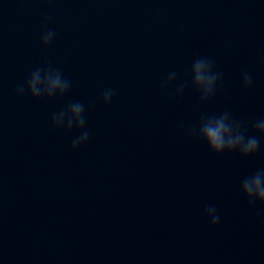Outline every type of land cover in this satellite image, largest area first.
<instances>
[{
    "label": "water",
    "instance_id": "water-1",
    "mask_svg": "<svg viewBox=\"0 0 264 264\" xmlns=\"http://www.w3.org/2000/svg\"><path fill=\"white\" fill-rule=\"evenodd\" d=\"M200 57L221 74L207 100ZM48 66L70 88L34 99L28 78ZM74 102L84 127H54ZM224 111L258 137L255 155L187 134ZM258 119L264 0H0V264H264V204L240 191L264 169Z\"/></svg>",
    "mask_w": 264,
    "mask_h": 264
},
{
    "label": "clouds",
    "instance_id": "clouds-1",
    "mask_svg": "<svg viewBox=\"0 0 264 264\" xmlns=\"http://www.w3.org/2000/svg\"><path fill=\"white\" fill-rule=\"evenodd\" d=\"M54 31H47L41 37V44L47 46L54 38ZM192 85L200 93L201 100H207L214 94L221 74L214 71V62L208 57H200L194 60L191 67ZM176 74L170 73L165 84L170 83ZM242 84L248 88L252 84L250 73L242 74ZM26 88L28 93L34 98L47 96H63L70 88V82L62 77L59 69L51 66L37 68L28 78ZM184 85L177 89L182 92ZM25 87L17 89L18 94H23ZM113 90L106 89L102 95L105 104L111 102ZM84 105L80 102L71 103L66 109L53 114L52 124L54 127H66L70 130L75 127L81 129L85 125ZM253 132L259 133L264 137V119H258L252 123ZM248 128L245 122L235 120L228 111L219 115L203 114L200 117L198 126L188 129L189 136L202 139L208 149L220 154L225 151H237L242 157L255 155L260 148V140L256 135H248ZM89 138L87 131L82 132L72 142V148L86 143ZM240 191L247 200L249 206L257 202L264 204V169L258 170L249 176H245L240 183ZM205 215L211 226H216L220 222V216L215 205H210L205 209Z\"/></svg>",
    "mask_w": 264,
    "mask_h": 264
}]
</instances>
